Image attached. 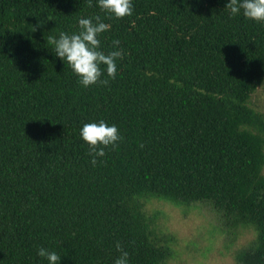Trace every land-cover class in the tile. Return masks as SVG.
<instances>
[{"label":"trees","instance_id":"1","mask_svg":"<svg viewBox=\"0 0 264 264\" xmlns=\"http://www.w3.org/2000/svg\"><path fill=\"white\" fill-rule=\"evenodd\" d=\"M228 0H132L116 19L96 0H0V264H165L175 235L145 202L207 203L254 239L237 264H264V22ZM108 24L116 78L85 88L49 38L80 18ZM95 22V21H93ZM106 66L101 65V68ZM122 137L91 163L85 123Z\"/></svg>","mask_w":264,"mask_h":264},{"label":"clouds","instance_id":"2","mask_svg":"<svg viewBox=\"0 0 264 264\" xmlns=\"http://www.w3.org/2000/svg\"><path fill=\"white\" fill-rule=\"evenodd\" d=\"M101 11L111 17L120 19L131 15L133 11L132 0H96ZM92 0H89L91 6ZM232 16L242 14L245 18L256 22H264V0H228L226 6ZM95 21V22H93ZM79 31L71 35L61 32L59 38H49L54 45V54L63 62H67L72 71L79 78L80 83L87 88L90 85L102 83L104 72L108 77L115 79L117 73L116 60L122 58V50H119V40L113 42L117 50L105 54L100 50L101 40L98 38L103 32L109 30V25L102 22L99 15L94 18H80L78 20ZM101 65L106 66L101 68ZM80 136L89 146V154L92 156L93 166L97 163V157L105 155L104 149L109 145L115 147L122 139L118 127L109 125L104 120L85 123L80 129ZM117 251L121 252L114 264H129L128 253L122 250L119 243ZM37 254L46 259L48 264H60L61 257L47 248L41 247Z\"/></svg>","mask_w":264,"mask_h":264},{"label":"rangeland","instance_id":"3","mask_svg":"<svg viewBox=\"0 0 264 264\" xmlns=\"http://www.w3.org/2000/svg\"><path fill=\"white\" fill-rule=\"evenodd\" d=\"M250 103L264 112V82L253 93ZM145 208L155 217L161 232L177 238L174 256L165 264H237L236 251L255 237L252 227L233 228L207 203L185 206L152 198L145 202Z\"/></svg>","mask_w":264,"mask_h":264}]
</instances>
